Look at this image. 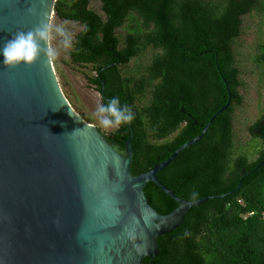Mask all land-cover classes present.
<instances>
[{"label":"trees","instance_id":"1","mask_svg":"<svg viewBox=\"0 0 264 264\" xmlns=\"http://www.w3.org/2000/svg\"><path fill=\"white\" fill-rule=\"evenodd\" d=\"M99 1L100 14L89 7L90 0H56L53 16L82 26L69 58L94 72L111 68L116 51L125 61L151 52L140 85L124 80L117 89L119 82L109 77V70L88 79L98 92L104 83L102 103L119 97L121 105L132 109L135 119L106 137L124 148L130 134L126 124L131 126L132 176L151 170L200 135L228 102V91L232 97L203 137L182 150L157 178L187 201L225 194L243 179L241 186L227 197L191 208L180 227L157 237L159 255L143 264H264V134L256 132L264 115L249 128L246 149L234 146L232 129L234 111L242 103L238 89L243 83L233 53L240 16L253 13L260 18L264 0ZM121 28L127 32L125 49L115 33ZM258 49L261 55L254 61L261 65L264 44ZM181 109L192 118L182 117ZM178 129L172 141L159 142ZM143 192L160 215L178 206L153 183Z\"/></svg>","mask_w":264,"mask_h":264},{"label":"water","instance_id":"2","mask_svg":"<svg viewBox=\"0 0 264 264\" xmlns=\"http://www.w3.org/2000/svg\"><path fill=\"white\" fill-rule=\"evenodd\" d=\"M56 0H0V48L17 31L50 24ZM103 93V82L101 83ZM201 134L145 173L132 176V129L125 156L66 99L54 67L41 57L9 68L0 54V264H143L159 255L157 237L186 213L222 195L187 201L157 174ZM153 183L178 206L166 215L149 204Z\"/></svg>","mask_w":264,"mask_h":264},{"label":"rangeland","instance_id":"3","mask_svg":"<svg viewBox=\"0 0 264 264\" xmlns=\"http://www.w3.org/2000/svg\"><path fill=\"white\" fill-rule=\"evenodd\" d=\"M89 7L101 13V3L99 0H90ZM262 21H261V20ZM264 14L253 21L248 18L244 21L245 31L243 36L237 40L233 46L235 61L241 68L242 86L238 89L242 97V103L233 114V142L236 148L246 149L250 141V126L264 115V64L255 63V58L261 55L257 47L264 44ZM50 24H63L73 36L79 30L73 22L62 21L52 16ZM259 25V26H258ZM60 38L56 37L49 41V46L59 48V56L52 61L54 71L60 87L74 109L88 124H91L104 133L111 129L103 128L96 116L97 106L102 104L101 98L94 86L89 84L88 79L93 76L92 70L87 66H78L69 58L71 49L60 47ZM264 53V52H263ZM151 52H147L150 57ZM146 57V60H147Z\"/></svg>","mask_w":264,"mask_h":264},{"label":"clouds","instance_id":"4","mask_svg":"<svg viewBox=\"0 0 264 264\" xmlns=\"http://www.w3.org/2000/svg\"><path fill=\"white\" fill-rule=\"evenodd\" d=\"M60 38V47L67 50L73 46V36L63 24L41 23L33 29L17 31L12 38L6 41L0 54L3 56V64L9 68L23 64L30 67L41 57L45 62L54 61L60 54L59 48L49 46V41ZM96 116L100 125L105 129L118 128L125 123H131L135 116L132 109L125 103L121 105L119 97H112L107 103L97 106ZM193 193L191 199H195Z\"/></svg>","mask_w":264,"mask_h":264},{"label":"flooded vegetation","instance_id":"5","mask_svg":"<svg viewBox=\"0 0 264 264\" xmlns=\"http://www.w3.org/2000/svg\"><path fill=\"white\" fill-rule=\"evenodd\" d=\"M248 18L249 20L253 21L255 18H257V16H255L253 13H247L245 15H242L240 16V26H239V38L238 40L241 38V36H243L244 34V31H245V27L244 26V21L245 19ZM77 26H79V30L76 32L75 36L82 30V26H80L79 24L75 23ZM264 24V23H263ZM259 26V25H258ZM116 35L119 37V43L120 44H124V49L127 47L126 43H127V32L125 31V29H117L115 31ZM258 48V47H257ZM146 51V50H145ZM117 52L116 53H113L112 54V57L114 59V63L112 64V66H110L111 68H109L108 66L105 68V69H102L101 71L99 72H94L92 71L93 73V76L91 78H98L100 76V73L102 71H105V73L108 71L110 72L111 74H109V77L111 79H113L115 82H119L118 84V88L117 89H121L120 88V82H123L124 80H127V81H131V84L132 85H140L142 82H141V77L143 76L144 74V69L146 68L145 66V63H146V57H147V53L144 52L145 54L142 55V53H139L137 56L133 57L132 59L128 60V61H125L124 58H120L118 55H117ZM105 55V54H104ZM236 63V68L237 70L239 71V74L241 75V68H239L238 66V63L235 61ZM137 69H139L141 72L138 73L137 72ZM107 72V73H108ZM103 87H104V83H103ZM95 90L97 91V88H95ZM101 90H102V85H101ZM101 90L100 92H98L100 98H101V102H102V96H103V93H101ZM103 91H104V88H103ZM119 92H122L119 90ZM127 90H124L123 89V94L129 96V93H126ZM227 95H228V99L230 100L231 102V95H230V91L227 92ZM194 96H192L193 98ZM111 99V97L107 100L109 101ZM147 100H151L152 98L147 97L146 98ZM229 102V104H230ZM181 112V116L184 117V116H187L188 119H191V114L189 113H185L183 111V109L180 110ZM145 115V114H144ZM261 118V117H260ZM259 118V119H260ZM256 122V121H255ZM254 122V123H255ZM127 125V124H126ZM95 127V126H94ZM184 125H182L180 128H183ZM251 127V126H250ZM97 128V127H96ZM98 131L104 135V137H108L111 133L115 132L116 130H118V128H112L111 131H109L108 133H104L102 130H100L99 128H97ZM178 131L179 129L176 131V132H173L172 134L168 135V137L166 138H163V139H160L159 142L164 144L165 141H172L173 138H175L178 134ZM206 132V131H205ZM204 132V133H205ZM256 132L260 135L264 134V119L261 120V125H259L257 127V130ZM204 135V134H203ZM202 135V137H203ZM250 137H251V134H250ZM114 145V147L116 148V151L125 156V150L124 148H121L115 141L112 143ZM133 154V152H132ZM174 192V191H173Z\"/></svg>","mask_w":264,"mask_h":264}]
</instances>
